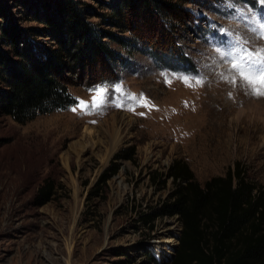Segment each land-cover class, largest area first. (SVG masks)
Here are the masks:
<instances>
[{
	"label": "rangeland",
	"instance_id": "1",
	"mask_svg": "<svg viewBox=\"0 0 264 264\" xmlns=\"http://www.w3.org/2000/svg\"><path fill=\"white\" fill-rule=\"evenodd\" d=\"M20 1L0 0V11L21 27L39 29ZM78 1L100 15L111 12L104 0ZM165 1L163 25L173 29L185 61L165 46L154 56L143 44L161 38L151 17L140 14L129 24L135 32L141 21L146 25L129 53L104 31L135 38L134 32L89 12L101 39L127 62L116 63L113 74L73 77L68 90L76 103L65 109L23 123L0 114V264H168L180 221L161 217L149 228L140 215L172 187L168 180L158 190L151 172L166 173L175 159L200 183L238 161L264 187V94H256L264 87L249 84L232 66L241 43L254 59L264 49V0ZM178 11L188 21L179 20ZM36 39L56 46L49 36ZM0 50L15 57L2 42ZM126 149L132 157L120 159L118 173L92 192L113 156ZM46 180L54 190L40 204L36 195Z\"/></svg>",
	"mask_w": 264,
	"mask_h": 264
},
{
	"label": "trees",
	"instance_id": "2",
	"mask_svg": "<svg viewBox=\"0 0 264 264\" xmlns=\"http://www.w3.org/2000/svg\"><path fill=\"white\" fill-rule=\"evenodd\" d=\"M20 2L42 26L21 27L12 19L8 21L0 11L6 17L5 22H0V42L8 45L15 56L9 57L0 50V82L4 83L0 86V114L23 123L39 114L65 109L76 103L68 90L73 77L84 80L87 76L91 79L94 73L113 74L116 63L127 62L124 55L101 39L102 30L86 19L89 12L100 15L91 5L78 0H35V6ZM102 2L111 10L110 14L100 15L105 22L134 32L136 39L104 31L129 53L137 50L136 41L144 35L141 30L146 25L141 21L138 32L128 26L143 14L144 18H152L154 30L161 34L160 41L156 39L152 44L141 40L151 54H164L161 49L165 46L173 57L186 60L177 51L180 47L175 43L173 29L164 28L162 11L170 5L165 0ZM152 5L155 7L150 8ZM169 8L177 11L175 4ZM176 14L182 22L188 21L186 12ZM39 35L49 36L56 46L39 44ZM100 64L104 69L97 71ZM133 153L130 149L117 152L91 191L97 194V188L101 190L118 173V161L130 159ZM168 180L172 187L167 196L150 212L140 215L149 228L161 217L177 216L180 221L178 245L168 264H264V187L254 183L238 161L223 175L212 176L203 183L182 159L173 160L166 173L151 172V181L158 190L165 188ZM53 190V182L46 180L36 199L40 204L47 202Z\"/></svg>",
	"mask_w": 264,
	"mask_h": 264
},
{
	"label": "snow or ice",
	"instance_id": "3",
	"mask_svg": "<svg viewBox=\"0 0 264 264\" xmlns=\"http://www.w3.org/2000/svg\"><path fill=\"white\" fill-rule=\"evenodd\" d=\"M261 37L264 38V23L260 25ZM238 43H241L238 41ZM237 60L238 63H234L233 68H238L240 70L241 76L249 84H258L264 87V49L261 50L258 59L253 58L252 53L245 54V50L242 47L238 48ZM256 94L261 93L259 89H256Z\"/></svg>",
	"mask_w": 264,
	"mask_h": 264
},
{
	"label": "bare ground",
	"instance_id": "4",
	"mask_svg": "<svg viewBox=\"0 0 264 264\" xmlns=\"http://www.w3.org/2000/svg\"><path fill=\"white\" fill-rule=\"evenodd\" d=\"M120 183V181H118V184Z\"/></svg>",
	"mask_w": 264,
	"mask_h": 264
},
{
	"label": "water",
	"instance_id": "5",
	"mask_svg": "<svg viewBox=\"0 0 264 264\" xmlns=\"http://www.w3.org/2000/svg\"><path fill=\"white\" fill-rule=\"evenodd\" d=\"M176 248H177V247H176ZM175 251H176V249H175ZM175 251H174V252H175Z\"/></svg>",
	"mask_w": 264,
	"mask_h": 264
}]
</instances>
